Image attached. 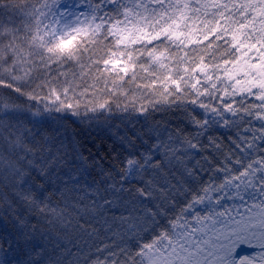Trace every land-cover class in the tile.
Here are the masks:
<instances>
[{
    "label": "snow or ice",
    "instance_id": "1",
    "mask_svg": "<svg viewBox=\"0 0 264 264\" xmlns=\"http://www.w3.org/2000/svg\"><path fill=\"white\" fill-rule=\"evenodd\" d=\"M0 264H264V0H0Z\"/></svg>",
    "mask_w": 264,
    "mask_h": 264
},
{
    "label": "trees",
    "instance_id": "2",
    "mask_svg": "<svg viewBox=\"0 0 264 264\" xmlns=\"http://www.w3.org/2000/svg\"><path fill=\"white\" fill-rule=\"evenodd\" d=\"M238 251H241V254H244V253L248 254L246 245L242 246V250L238 249Z\"/></svg>",
    "mask_w": 264,
    "mask_h": 264
},
{
    "label": "rangeland",
    "instance_id": "3",
    "mask_svg": "<svg viewBox=\"0 0 264 264\" xmlns=\"http://www.w3.org/2000/svg\"><path fill=\"white\" fill-rule=\"evenodd\" d=\"M242 255H246V253L242 254Z\"/></svg>",
    "mask_w": 264,
    "mask_h": 264
}]
</instances>
